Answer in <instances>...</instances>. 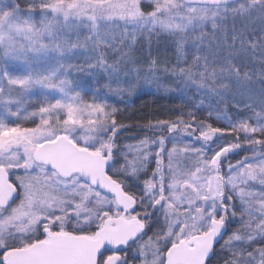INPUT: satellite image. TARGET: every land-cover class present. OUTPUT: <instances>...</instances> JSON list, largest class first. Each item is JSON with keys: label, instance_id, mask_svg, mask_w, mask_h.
Listing matches in <instances>:
<instances>
[{"label": "snow or ice", "instance_id": "1", "mask_svg": "<svg viewBox=\"0 0 264 264\" xmlns=\"http://www.w3.org/2000/svg\"><path fill=\"white\" fill-rule=\"evenodd\" d=\"M0 264H264V0H0Z\"/></svg>", "mask_w": 264, "mask_h": 264}, {"label": "trees", "instance_id": "2", "mask_svg": "<svg viewBox=\"0 0 264 264\" xmlns=\"http://www.w3.org/2000/svg\"><path fill=\"white\" fill-rule=\"evenodd\" d=\"M171 106L168 98L160 94H147L131 98L130 106L125 116L130 123L151 118L153 114L167 115V109Z\"/></svg>", "mask_w": 264, "mask_h": 264}]
</instances>
